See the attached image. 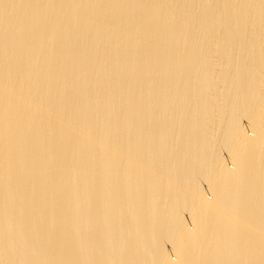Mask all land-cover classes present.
<instances>
[{
	"label": "bare ground",
	"instance_id": "1",
	"mask_svg": "<svg viewBox=\"0 0 264 264\" xmlns=\"http://www.w3.org/2000/svg\"><path fill=\"white\" fill-rule=\"evenodd\" d=\"M0 264H264V0H0Z\"/></svg>",
	"mask_w": 264,
	"mask_h": 264
}]
</instances>
